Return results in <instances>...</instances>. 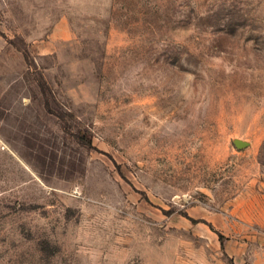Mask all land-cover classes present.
<instances>
[{
  "label": "rangeland",
  "instance_id": "374dc122",
  "mask_svg": "<svg viewBox=\"0 0 264 264\" xmlns=\"http://www.w3.org/2000/svg\"><path fill=\"white\" fill-rule=\"evenodd\" d=\"M0 264H264V0H4Z\"/></svg>",
  "mask_w": 264,
  "mask_h": 264
},
{
  "label": "built area",
  "instance_id": "2783aa9c",
  "mask_svg": "<svg viewBox=\"0 0 264 264\" xmlns=\"http://www.w3.org/2000/svg\"><path fill=\"white\" fill-rule=\"evenodd\" d=\"M4 0H0V5L3 3Z\"/></svg>",
  "mask_w": 264,
  "mask_h": 264
}]
</instances>
